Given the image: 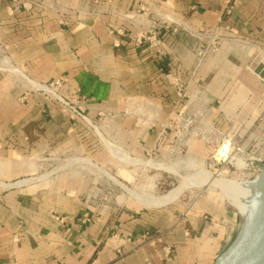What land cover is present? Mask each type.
<instances>
[{
    "label": "crops",
    "instance_id": "1",
    "mask_svg": "<svg viewBox=\"0 0 264 264\" xmlns=\"http://www.w3.org/2000/svg\"><path fill=\"white\" fill-rule=\"evenodd\" d=\"M175 22L218 28L226 40L199 62L197 39L173 31ZM153 26L158 49L118 33ZM261 50L264 0H42L27 11L0 0V182L11 184L0 185V264H213L243 225L215 191L157 208L99 203L91 174L146 164L184 141L187 154L208 160L207 138L228 135L261 159L258 179ZM55 79L86 121L31 88ZM64 153L90 164L14 184L30 156Z\"/></svg>",
    "mask_w": 264,
    "mask_h": 264
},
{
    "label": "rangeland",
    "instance_id": "2",
    "mask_svg": "<svg viewBox=\"0 0 264 264\" xmlns=\"http://www.w3.org/2000/svg\"><path fill=\"white\" fill-rule=\"evenodd\" d=\"M4 67V65L0 64V68ZM45 96L52 100L49 95L45 94ZM236 127L238 126H235V128ZM197 138H200V136H197ZM183 143L184 145L172 144L166 149V151L163 152V154H154L149 156L143 160L145 162L149 161L146 164L120 163L119 166L113 170L100 165L107 172L103 171L92 174L90 171L86 170L87 173L89 172L88 174H91V176L97 178V187L99 191L96 195L101 199L100 202L120 203V201H136L138 202L136 205L143 206L145 208H157L173 205L181 201L183 198H186V200H193L192 202H194L195 199L201 197L206 192L215 191L225 200L226 203L230 204L232 208L239 212L240 223H243L244 218L238 207L230 199L226 198V196L215 186L202 184L201 180L203 178L199 176H201L200 174L202 171L206 173L209 171V173L212 174L214 178L216 177L217 179H225L236 182L247 181L253 183V185L257 188V179H255V174H257V172L254 174L240 172L238 167L223 169L217 168L214 164V159L212 156L215 155L216 150L219 148L215 147V144L212 145L211 142L209 143L212 145L213 151L211 154L212 156L208 160L199 157V155L191 156L187 154V147L185 146L186 142L184 141ZM181 148H183V151ZM200 148L201 147L199 146L198 149L200 150ZM219 151L224 153L222 148H220ZM81 157L82 156L80 155L71 153H64L58 156L45 155L43 158L40 156L39 159L36 158V156H30L26 159L27 174L19 178L24 180L18 181L14 184L19 185L21 182L26 180H30V182H32V180L37 181L39 179H45L51 175L54 170L63 167H72L73 165L77 164L83 168L85 167L83 164L87 165V163L84 161V158ZM197 178H199L200 181ZM186 179L187 186L185 187V190L173 202L161 206L151 207L143 204V198H145L144 200H150L152 198L161 197L167 194L170 190L182 185ZM0 183V185L3 187L11 185L2 181ZM255 199L256 198L254 197L252 200L255 201ZM255 205L256 204L253 203L254 207ZM235 236L237 237V233ZM235 236L233 239H235Z\"/></svg>",
    "mask_w": 264,
    "mask_h": 264
},
{
    "label": "built area",
    "instance_id": "3",
    "mask_svg": "<svg viewBox=\"0 0 264 264\" xmlns=\"http://www.w3.org/2000/svg\"><path fill=\"white\" fill-rule=\"evenodd\" d=\"M41 1L42 0H11V5L14 10L23 9L27 11L30 10L35 3H41ZM165 26L168 27L167 25ZM172 28L171 29L173 31L182 29L197 39L198 47L196 50V55L199 62H203L206 58L216 54L219 51L222 43L226 40V38L220 34L218 28H193L184 22H175L174 27ZM118 33L132 37L137 45L146 43L150 48L158 49L163 44L161 38L158 35L157 28L154 26L145 31L125 32L123 30H118ZM257 56L259 60L253 72L264 83V51H257ZM63 85V80L55 79L46 83L32 82L31 88L49 95L51 99L58 102L62 108L68 110L72 118H79L86 121L87 116L85 114V110L75 102L74 98H67L61 94L60 90L63 88ZM180 88V95L185 96V93L182 91L183 86L180 85ZM190 123L191 120L185 124L183 129L188 130ZM207 140L210 141L212 145L215 144V147L219 149L223 148L224 153H221L219 149H217L215 155L212 156L214 159V164L217 168L223 169L238 167L240 172H248L250 174L259 172V162L261 159L255 156L252 149H244L239 141L233 140L228 135L220 137L217 136L212 139L208 137ZM96 200L99 203H103V201L100 202V198H96ZM117 252L120 256L123 255L122 249L118 248ZM89 264L102 263H100L97 258H93Z\"/></svg>",
    "mask_w": 264,
    "mask_h": 264
},
{
    "label": "bare ground",
    "instance_id": "4",
    "mask_svg": "<svg viewBox=\"0 0 264 264\" xmlns=\"http://www.w3.org/2000/svg\"><path fill=\"white\" fill-rule=\"evenodd\" d=\"M122 161H127V160H122ZM86 163L90 164L88 161ZM83 165H86V164H83ZM106 175H107V173H106ZM200 175L201 176H199V177L203 178L201 180L202 184H204V185L209 184V185L215 186L226 196V198L230 199L238 207L240 213L242 214V216L244 218V222H246L247 220H249L253 216L256 209L258 208L259 201H260L262 194H263L264 181L261 180L260 177L257 179V185L258 186L256 188L253 185V183L247 182V181L236 182V181H229V180H225V179H217L216 177L214 178L212 176V174L209 173V171H208V173L202 171ZM197 179L200 181L199 178H197ZM34 181H36V180H34ZM186 181H187V179L185 180V182L182 185L170 190L167 194H165L161 197L152 198L150 200H144L145 198H143L142 199L143 204L146 206H149V207L161 206V205H165V204H168V203L176 200L185 190V187L187 186ZM27 182H30V180L23 181V182H21V184L22 183L24 184ZM32 182H33V180H32ZM254 197L256 198L255 201L252 200V199H254ZM255 202H257V203H255ZM253 203L256 204L255 207L253 206Z\"/></svg>",
    "mask_w": 264,
    "mask_h": 264
},
{
    "label": "water",
    "instance_id": "5",
    "mask_svg": "<svg viewBox=\"0 0 264 264\" xmlns=\"http://www.w3.org/2000/svg\"><path fill=\"white\" fill-rule=\"evenodd\" d=\"M260 178L264 181V164ZM213 264H264V187L255 213Z\"/></svg>",
    "mask_w": 264,
    "mask_h": 264
}]
</instances>
